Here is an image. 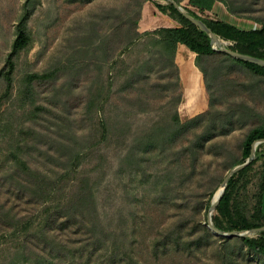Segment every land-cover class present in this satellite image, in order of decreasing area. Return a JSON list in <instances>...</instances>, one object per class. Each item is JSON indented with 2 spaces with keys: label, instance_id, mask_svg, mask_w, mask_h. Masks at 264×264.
Instances as JSON below:
<instances>
[{
  "label": "rangeland",
  "instance_id": "obj_1",
  "mask_svg": "<svg viewBox=\"0 0 264 264\" xmlns=\"http://www.w3.org/2000/svg\"><path fill=\"white\" fill-rule=\"evenodd\" d=\"M155 1L164 4L163 0ZM226 1L238 16L220 2L214 4L212 11L203 13L188 6L187 0L180 4L201 18L225 21L239 28H259L258 22L264 23V0ZM30 2V44L16 58L13 88L2 97L4 62L26 0H0V178L20 167L11 158L12 154H19L28 168L56 187L53 203H59L78 187L89 185L95 198L91 213L100 222L104 236V244H97L104 250L92 253L90 264H105L107 248L113 250L115 264H264V260L248 257L245 247L235 240L238 237L215 236L206 227L208 202L212 203L223 178L241 159L244 136L264 123V83L246 70H239L231 77L243 83L247 91L227 83L213 85L214 110L234 111L231 120L245 124L238 127L235 123L233 131L200 147L193 167L187 160L189 152H184L183 147L187 149L195 135L206 136V121L160 152H130L133 136L169 122L178 94L163 90V73L152 70L147 84L153 89H148L142 101L145 112L137 114L134 94L122 87L126 69L136 61L137 49L120 57V46L114 44L109 53L114 57L111 63L100 65L99 70L91 63L88 44L92 26L95 24L99 35L111 27H120L127 15L134 18L135 1ZM145 4L148 9L140 17L138 32L175 25L150 2ZM177 61L184 80L178 115L184 122L208 110V96L202 82L194 90L200 74L193 63ZM33 73L53 77L34 83L33 93L25 97L24 77ZM94 76L99 79L94 89L98 91L95 106L90 100ZM169 80L175 83L173 77ZM243 112L245 116L240 118ZM185 113L191 114L184 118ZM101 122L108 127L106 137L101 134ZM75 155L73 163H68ZM260 171L258 162L241 190L248 210L254 203ZM6 208H11L14 220L24 225L20 231L5 232L0 237V264L19 259L22 240L31 263L41 254L45 264H79L77 259L87 242L85 234L74 229L39 232L36 225L40 206L29 203L26 196L22 199L19 192L9 187V180L0 179V211ZM214 214L215 210L211 217ZM3 226L2 221L0 233ZM85 259L84 256L81 260Z\"/></svg>",
  "mask_w": 264,
  "mask_h": 264
},
{
  "label": "trees",
  "instance_id": "obj_2",
  "mask_svg": "<svg viewBox=\"0 0 264 264\" xmlns=\"http://www.w3.org/2000/svg\"><path fill=\"white\" fill-rule=\"evenodd\" d=\"M30 1L26 0L22 8V13L15 26V37L12 41L10 52L5 58L2 71L5 89L2 97L9 95L13 88L16 58L30 44V34L27 28V22L33 9L29 8V5H31ZM133 1H135L137 6L135 16L130 19L127 15L126 20L120 27H111L107 33L99 35L95 29V24L92 26L88 44L91 63L98 70L101 67L100 65L111 63L114 57L110 56L109 53L114 44L120 46V57L125 53L130 54L133 49H137L136 61L126 69L125 80L122 85L124 89H129L134 94L138 106L137 114L145 112L142 109V101L145 100V93H148V89H153L152 86L149 87L147 84L149 74L152 70L163 73V77L166 80L161 88L173 93L178 91L171 119L167 124L153 125L145 132L133 136L130 152L140 153L146 150H158L160 152L178 138L187 136L189 131L192 133L193 129H197L203 121H206V136L195 135L193 141L189 140L187 149L186 146L183 147L184 152H189L187 160L190 166L193 167L198 159L196 151L200 147L202 148L204 144L217 136L227 135L236 128V124H238V127L245 124L244 122H233L231 120L236 113L234 111L222 112L214 110L211 101L213 85L220 86L227 83L234 89L237 87L247 91V87L243 83H238L231 76L239 70H246L264 83V67L234 59L225 53L214 50L210 44L209 36L186 20L174 9L172 4L168 2L161 4L155 0ZM174 1L178 4L181 3V0ZM146 2H150L159 13L166 16L175 25L173 27H159L151 31L138 32V22L141 17L142 7ZM216 2L224 3L232 15L238 16V13L226 0H187L188 6L201 13L212 11ZM182 8L189 16L201 20L218 37L225 49L264 60V23L258 22L260 24L259 28L240 29L225 21L201 18L194 11L186 7ZM223 42H230L231 45H224ZM178 45H183L194 53L195 57L193 60L189 51L185 47H180L177 60L194 62L208 96V110L184 122H181L178 115V106L182 102L183 97L180 71L176 63ZM52 77L53 74L33 73L26 75L24 77L23 95L25 97L30 96L34 91V83L46 81ZM171 77L175 79L173 84L169 82ZM98 82L99 79L97 77H92L90 100L94 106L98 99V91L94 90ZM234 89L232 88L231 97L236 94ZM241 109L242 111L246 110L243 106ZM240 116V118L244 117L245 113L243 112ZM107 128L101 122L100 129L103 137L108 136ZM261 139H264V123L251 128L246 133L241 143V159L235 162L233 167L244 163L250 155L251 144ZM263 147L264 143L258 144L255 148V159L229 179L224 194L215 208V214L211 217L212 225L216 229L228 233L264 227ZM11 158L17 164H20L21 168L16 167L7 176L4 174L0 179L9 180V187L19 192L22 199H25L26 196L27 200L29 199V203L40 206L39 223L36 225L39 232L58 231L63 233L66 230L74 229L84 233L87 237V242L83 246L82 251H80L81 256L77 259V262L79 264H90L92 253L100 252L102 249V247L98 248L97 244H104L100 222L91 213L95 209V198L92 188L89 185L78 187L68 197H63L59 203H53L56 196V187L48 184L46 179L39 173L28 168L19 154H12ZM73 159H76V155L70 157L67 162L71 163ZM258 162L261 163L259 183L253 196V206L248 210L245 200L243 201L241 197V190L245 188L252 168ZM210 201L208 202V207L211 205ZM2 210V212L0 211V222L3 221L4 226L0 237L4 236L5 232L20 231L24 224L22 225L14 220L12 209L6 208ZM54 225L57 226L55 227ZM235 240L245 247L248 257L260 261L264 260V232H255L244 237L235 238ZM45 243L49 242L45 241ZM19 250L22 255L12 264H45L41 254L34 259L35 262L31 263V261H28L30 255L25 254V240H22L19 244ZM108 251L110 252L108 253ZM112 251L110 248L105 249L107 253L106 256H103L106 257L105 264H115ZM84 256L86 259L82 261L81 259Z\"/></svg>",
  "mask_w": 264,
  "mask_h": 264
},
{
  "label": "water",
  "instance_id": "obj_3",
  "mask_svg": "<svg viewBox=\"0 0 264 264\" xmlns=\"http://www.w3.org/2000/svg\"><path fill=\"white\" fill-rule=\"evenodd\" d=\"M163 1L172 4L174 9L177 10L186 20H188L191 24H193L198 29H200L203 32H205L209 36L210 44H211V46H212V48L214 50H216L218 52H221V53H225V54L229 55L230 57H232L234 59H237V60H240V61H243V62H247V63L253 64V65L264 67V60H260V59L253 58V57H250V56L242 55V54H239L237 52L225 49L221 45L218 37L201 20H197V19L189 16L183 10L181 4L176 3L174 0H163ZM197 88H198V86H197ZM263 142H264V139L257 140L255 142H253L251 144L250 155L245 160V162L240 164V165H237V166L233 167L226 174V176L223 178V180H222V182L220 184L218 195H217L216 198L213 197L212 203H211V205H210V207L208 208V211H207L206 227L208 228V230L213 235L219 236V237L232 238V237H244L246 235H249V234H252V233H255V232H264V227H261V228H258V229H253V230H249V231H243V232H228V233L227 232H222V231L216 229L212 225V221H211V214L215 210V208L218 205L220 199L222 198L229 179L233 175H235L236 173H238L239 171L244 169L246 166H248L255 159V148H256V146L258 144L263 143Z\"/></svg>",
  "mask_w": 264,
  "mask_h": 264
},
{
  "label": "crops",
  "instance_id": "obj_4",
  "mask_svg": "<svg viewBox=\"0 0 264 264\" xmlns=\"http://www.w3.org/2000/svg\"><path fill=\"white\" fill-rule=\"evenodd\" d=\"M147 9H148V7H147V5L146 4H144L143 5V7H142V11H141V15H142V18H143V16L145 15V12L147 11ZM231 24V23H230ZM233 25V24H232ZM234 26H236V27H238L237 25H234ZM173 27V26H172ZM239 28V27H238ZM240 29H244V28H240ZM245 29H250V28H245ZM180 47H185V46H183V45H178V48H177V53H176V63H177V65H178V67H179V71H180V79H181V82L183 81L184 82V80H183V71H182V67L180 66V64L178 63V61H177V59H178V53H179V49H180ZM186 48V47H185ZM187 49V48H186ZM188 50V49H187ZM189 51V50H188ZM189 53L192 55V59L194 60V57H195V55H194V53H192V52H190L189 51ZM193 65H194V62H193ZM194 68H196L195 66H194ZM198 71V70H197ZM199 72V71H198ZM200 74V73H199ZM184 86H185V91H186V98H187V94H188V91H187V86H186V83L184 84ZM190 102H191V104L193 105V98L190 100ZM182 103H183V101H182ZM191 113H185V116H184V118H187L189 115H190ZM180 118H181V116H180Z\"/></svg>",
  "mask_w": 264,
  "mask_h": 264
},
{
  "label": "bare ground",
  "instance_id": "obj_5",
  "mask_svg": "<svg viewBox=\"0 0 264 264\" xmlns=\"http://www.w3.org/2000/svg\"><path fill=\"white\" fill-rule=\"evenodd\" d=\"M188 81H187V78H186V86L188 85V83H187ZM200 82H201V78H200V80L199 81H197V83H196V88L194 89L195 91H196V89H197V86L198 85H200ZM187 91H189L188 90V88H187ZM194 94H195V92H194ZM194 96V95H193ZM219 192V191H218ZM218 192L216 193V196H214V198H216L217 197V195H218Z\"/></svg>",
  "mask_w": 264,
  "mask_h": 264
},
{
  "label": "built area",
  "instance_id": "obj_6",
  "mask_svg": "<svg viewBox=\"0 0 264 264\" xmlns=\"http://www.w3.org/2000/svg\"><path fill=\"white\" fill-rule=\"evenodd\" d=\"M221 43V42H220ZM224 45H231L230 42H223ZM222 45V44H221Z\"/></svg>",
  "mask_w": 264,
  "mask_h": 264
}]
</instances>
